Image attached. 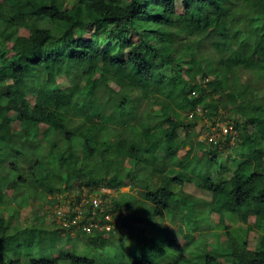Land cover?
<instances>
[{
	"label": "trees",
	"instance_id": "obj_1",
	"mask_svg": "<svg viewBox=\"0 0 264 264\" xmlns=\"http://www.w3.org/2000/svg\"><path fill=\"white\" fill-rule=\"evenodd\" d=\"M0 264H264V0H0Z\"/></svg>",
	"mask_w": 264,
	"mask_h": 264
},
{
	"label": "rangeland",
	"instance_id": "obj_2",
	"mask_svg": "<svg viewBox=\"0 0 264 264\" xmlns=\"http://www.w3.org/2000/svg\"><path fill=\"white\" fill-rule=\"evenodd\" d=\"M45 23H46V21H45ZM185 58H186V56H185ZM180 60H181V58L178 59V61H180ZM160 65H162V64L160 63ZM171 65L172 64H167V63L164 65L166 67V69H168L167 71H169V72L171 71L170 69L172 68ZM165 67L162 66V69L165 70ZM247 76H248L247 74H241V80L245 81L247 79ZM57 78H58V82H60L61 84H65L64 75L61 74ZM27 98L29 99V101H31L32 97H31L30 93L27 94ZM150 110L156 113V112H158L159 108L158 107H153V108H150ZM205 123H206L205 120H203L201 118H198L195 121V127L194 128H195V132L198 134L199 138H203V139H207L208 140V138H210L211 136H214V135L218 134L217 133V129H216L217 127L216 126H212V125L205 126ZM219 125L222 127V132L223 133H225L227 131V129L230 128L227 124H225V121H221L219 123ZM210 131H212V134L210 133ZM172 165H173V167H176L175 164H171V166ZM235 165L236 164L232 165V167H235ZM185 188L188 190V192L195 193L197 195H203V196L207 195L206 192H204L203 190H201V189H199L197 187H194L190 183H185ZM103 189H101V190H103ZM127 194L128 195L130 194V195L138 196L137 189H135V187L133 185H124V186H122L120 188L119 191H111L109 193V195L111 197H119V196H123V195L127 196ZM208 195H209V193H208ZM41 202L42 201L39 200V199L31 200V203L29 205H26L25 207L20 209L19 218L20 219L30 218L36 212V211H34V209H35L34 207L37 206ZM39 211H41V209H39ZM24 216H25V218H23ZM203 219L206 221V223L207 222H215V223H217L218 216L216 214H211L210 216L208 214H205V217ZM112 221H113V223H116V219L113 218V217H112ZM46 222L48 223L49 221L47 220ZM203 224H204V228L200 229V230H202L201 234L202 235L205 234V238L207 239V242L211 243V246L214 245L217 241H222L224 239V232L222 230L217 229V228H207L206 224L205 223H203ZM235 224H236V222L232 223V225H235ZM258 233H259V231L257 233L255 232L254 235L251 236L250 239H249V241H250L249 243L253 247L256 246L257 234ZM131 235L132 236L133 235L136 236L137 233L132 232ZM181 235L178 234V237H179V239L181 241L184 242L187 238L185 237V235H182V236ZM123 238H125V239L122 240ZM115 239H116L117 247L119 249L121 248V245H127V237H122L121 235H116ZM199 240H200V238L198 237V239L190 241L188 250H189V252H191V254H194V248L193 247L197 243H199ZM78 243H80V244H78ZM72 245H69V247L72 248L74 246V245L73 246ZM81 245H82L81 242H76V248H79ZM198 256H200V255H198ZM195 258H201V257H197L196 256ZM203 260L204 259H202L201 261H203ZM198 261H200V260H198Z\"/></svg>",
	"mask_w": 264,
	"mask_h": 264
},
{
	"label": "clouds",
	"instance_id": "obj_3",
	"mask_svg": "<svg viewBox=\"0 0 264 264\" xmlns=\"http://www.w3.org/2000/svg\"><path fill=\"white\" fill-rule=\"evenodd\" d=\"M103 191L106 192V189L104 188ZM92 201L94 202V205L96 207L98 204L101 205L103 202L107 201V198L104 199L99 194L96 197H94ZM53 210L55 211L54 218H56V220H59V221L63 220V224L66 226L65 228H68L72 223L75 226L83 228L87 232L91 233L94 227H99V229H102V228L109 229L113 225L112 216L110 214L105 215V218L107 219L106 221V220H101V218L99 217L95 219L93 216L82 215L81 208H79L73 214H72V211L68 210V208H63L59 206L53 207ZM77 221H78V224H77ZM71 233L73 235L74 232H71Z\"/></svg>",
	"mask_w": 264,
	"mask_h": 264
},
{
	"label": "built area",
	"instance_id": "obj_4",
	"mask_svg": "<svg viewBox=\"0 0 264 264\" xmlns=\"http://www.w3.org/2000/svg\"><path fill=\"white\" fill-rule=\"evenodd\" d=\"M60 211V210H59ZM61 212V211H60Z\"/></svg>",
	"mask_w": 264,
	"mask_h": 264
}]
</instances>
